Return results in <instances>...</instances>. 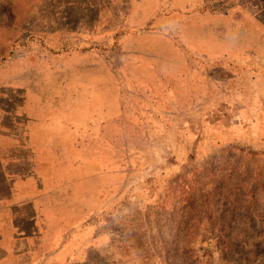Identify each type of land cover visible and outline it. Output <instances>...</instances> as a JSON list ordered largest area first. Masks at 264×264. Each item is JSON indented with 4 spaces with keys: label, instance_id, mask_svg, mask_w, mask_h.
Returning a JSON list of instances; mask_svg holds the SVG:
<instances>
[{
    "label": "rangeland",
    "instance_id": "1",
    "mask_svg": "<svg viewBox=\"0 0 264 264\" xmlns=\"http://www.w3.org/2000/svg\"><path fill=\"white\" fill-rule=\"evenodd\" d=\"M217 156L264 179V0H0L17 264H264V197L224 233L174 190Z\"/></svg>",
    "mask_w": 264,
    "mask_h": 264
},
{
    "label": "trees",
    "instance_id": "2",
    "mask_svg": "<svg viewBox=\"0 0 264 264\" xmlns=\"http://www.w3.org/2000/svg\"><path fill=\"white\" fill-rule=\"evenodd\" d=\"M249 167V164L248 166L244 164L241 168L238 165H229L227 160H220L217 156L202 171L193 172L190 179H188L189 173L183 176L174 190L182 197L186 189L193 188L194 184L199 188L210 183L214 192L203 195L199 203H195L196 207L193 211L195 215L214 216L219 224L220 232L225 233L237 223L251 220V210H256L260 201L263 200V176L261 178ZM189 180H191L190 183H188ZM188 198L192 199L191 196Z\"/></svg>",
    "mask_w": 264,
    "mask_h": 264
},
{
    "label": "crops",
    "instance_id": "3",
    "mask_svg": "<svg viewBox=\"0 0 264 264\" xmlns=\"http://www.w3.org/2000/svg\"><path fill=\"white\" fill-rule=\"evenodd\" d=\"M7 203V201L4 202L0 200V206L5 204L7 205ZM1 223L2 221L0 220V224ZM16 229H18V227L15 223L10 224L9 232L5 230V226L0 225V264H17L19 262V255L23 253V250L20 249V240H17L20 238L16 237V232H12ZM7 233H11L12 237H10ZM11 260H15L14 263H12Z\"/></svg>",
    "mask_w": 264,
    "mask_h": 264
}]
</instances>
